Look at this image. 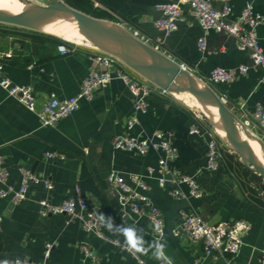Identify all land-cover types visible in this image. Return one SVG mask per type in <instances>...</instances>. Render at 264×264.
<instances>
[{
    "label": "crops",
    "instance_id": "crops-1",
    "mask_svg": "<svg viewBox=\"0 0 264 264\" xmlns=\"http://www.w3.org/2000/svg\"><path fill=\"white\" fill-rule=\"evenodd\" d=\"M28 1L66 4L64 0ZM71 1L78 3L77 0ZM159 2L87 0L94 10L107 14L131 33L136 32L143 42L162 37L152 25L158 17L154 6ZM246 4H251L256 13L264 15L263 0H232L229 20H237ZM212 7L221 10L223 5L213 3ZM181 12L183 20L164 39L165 55L197 77L207 76L216 67L251 66L247 54L238 50L236 40L225 33L208 32L206 49L200 53L196 44L202 30L188 6L182 5ZM30 35L18 29L0 28V60L5 76L16 85L32 89L37 109L50 94L59 99L75 96L91 66L86 52L79 50L62 56L55 44L33 40ZM257 38L264 52V21L257 28ZM261 76L260 70L251 68L235 82L214 86L213 90L224 93L231 108L245 102L250 117L256 103L264 106V86L259 83ZM184 105L175 95L152 90L147 98V112L138 115L139 125L131 132L132 135H150L154 131L171 133L177 151V159L171 168L193 176L203 193L199 200L177 201L159 188L155 180H149L151 191L148 196L163 214L165 235L162 241L166 242V255L172 264H195V260H199V264H256L264 246V207L252 201L223 169L208 171L204 168L206 144L203 138L189 133L193 113ZM134 115L137 114L130 93L119 80L97 90L90 102L80 101L78 109L54 128L42 127L33 113L0 88V157L9 172L8 184L15 189L19 187V170L23 168L52 185L51 190H46L42 184L30 185L26 200L19 204L0 198V258L40 263L44 261L46 244H52L47 264H139L133 255L85 233L75 220L69 221L63 215L40 218L37 205L42 199L59 204L73 197L78 186L96 216L98 213L110 216L116 226L135 224L143 229L145 240L152 242L154 238L148 221L123 214L118 194L106 181L111 170L145 175L148 167H156L158 153L149 152L141 157L112 149V139L124 133L126 121ZM50 151L58 152L65 159H45L44 154ZM180 210L197 213L209 225L234 219L246 220L250 229L239 254L232 258L218 253L205 257L200 242L172 236L171 229L178 221ZM99 227L106 238L124 245L122 236L100 224ZM83 246L89 248V257L83 254ZM136 257L143 264L159 262L151 252L136 254Z\"/></svg>",
    "mask_w": 264,
    "mask_h": 264
},
{
    "label": "built area",
    "instance_id": "built-area-1",
    "mask_svg": "<svg viewBox=\"0 0 264 264\" xmlns=\"http://www.w3.org/2000/svg\"><path fill=\"white\" fill-rule=\"evenodd\" d=\"M231 2L232 0H160L154 6L158 17L153 20L152 25L162 37L154 40H145L144 42L165 54L163 49L164 39L174 32L177 29V24L183 20L181 6L186 5L202 30V36L197 40L196 44L200 53H203L206 49V34L208 32L225 33L236 40L238 50L247 54L251 63V66L241 64L234 69L216 67L211 69L207 76L196 77L213 89L214 86L231 84L239 77L246 75L251 68H256L262 73L259 83L264 86V52L257 38V28L263 23L264 15L256 13L251 4H246L237 20L230 21L229 17L232 13ZM213 3L222 4V9L215 10L212 7ZM132 34L138 38L136 32ZM56 39L59 40L56 49L60 55L65 56L83 50L91 62L88 73L82 80L75 96L59 99L55 94H50L46 97L41 107L37 109L32 89L29 86L12 83L5 76L1 60L0 88L10 98L19 102L29 112L33 113L42 127L54 128L60 121L71 116L78 109L80 101L90 102L97 90L106 88L114 80L121 81L130 93L137 115L126 121L124 133L112 139V149L133 153L141 157L149 152H155L159 154V158L156 167H148L145 175L123 174L116 170H111L106 176V181L118 194L119 205L123 214L130 215L135 220L145 218L149 223L154 240L163 239L165 235L163 214L148 196L151 191L149 180H155L159 188L166 190L167 195L177 201L199 200L202 198L203 193L193 176L171 168V164L177 159V151L173 147L171 133L154 131L150 135L131 134L135 126L139 125L138 115H144L147 112L149 94L152 90L159 89L134 73L113 56L96 51L84 41ZM189 72L191 71L189 70ZM159 92L167 94L160 90ZM214 92L221 103L232 112L240 125V131H245L249 137L260 140L264 144V106L256 103L249 117L245 109V102H241L235 108H231L230 102L224 93H219L215 90ZM256 129L260 133L256 132ZM189 133L197 135L205 141L206 160L204 168L208 171H218L223 165L224 154H232L224 148L226 147L224 141L217 135L216 131L212 132L204 128L194 116L189 126ZM44 158L54 161H63L65 159L64 156L55 151L46 152ZM19 173L20 184L15 189L8 184L9 172L0 157L1 199H8L13 204H19L26 200L30 185L42 184L46 190L52 189L50 182L39 178L29 169L21 168ZM37 205L40 218L52 215L66 216L69 221L75 220L79 222L85 233L93 234L97 238L118 247L121 251L129 253L125 245L111 241L101 233L96 215L90 210L78 186L74 190L73 197L66 198L59 204H51L48 200L42 199L37 202ZM157 222L162 225V231L159 233L154 230ZM249 229L250 225L244 219H234L229 222L209 225L197 213L180 210L178 221L171 229V234L177 238L184 237L194 242H200L203 246V255L205 257L218 253L232 258L239 254L244 245V237L249 232ZM52 247V244H46L44 261L40 263H34L26 259L0 258V264H47L46 260ZM82 251L86 257L90 256V250L86 246L82 247ZM135 258L139 264H143L136 256ZM194 263L199 264V260H195ZM158 264H163V262L159 261ZM256 264H264V246L259 251Z\"/></svg>",
    "mask_w": 264,
    "mask_h": 264
},
{
    "label": "water",
    "instance_id": "water-1",
    "mask_svg": "<svg viewBox=\"0 0 264 264\" xmlns=\"http://www.w3.org/2000/svg\"><path fill=\"white\" fill-rule=\"evenodd\" d=\"M15 1L16 6L0 7L1 25L53 38L67 35L78 37L96 51L113 56L160 91L189 94L205 102L223 123L225 146L245 168L260 177L261 188L264 189V163L252 149L244 145L240 135L249 136L245 131H240V125L232 112L221 103L214 90L182 64L155 50L116 22L93 18L62 2L37 4L28 0ZM179 80H187L188 86H175L174 83ZM253 140L264 148L260 140Z\"/></svg>",
    "mask_w": 264,
    "mask_h": 264
},
{
    "label": "trees",
    "instance_id": "trees-1",
    "mask_svg": "<svg viewBox=\"0 0 264 264\" xmlns=\"http://www.w3.org/2000/svg\"><path fill=\"white\" fill-rule=\"evenodd\" d=\"M65 3L79 11L82 12L88 16H91L93 18L96 19H104V20H108V21H112L111 17H109L107 14H104L103 12H99L97 10H94L88 3L87 0H77L78 3L74 4L73 1L71 0H64ZM50 3H55L54 1L50 2ZM81 3V4H80ZM83 4V5H82ZM0 28H12V29H18V30H22L25 32L30 33V38L33 40H39L42 42H50L53 43L57 46V44L59 43V40L50 36H46L43 34H39L36 32H31V31H27L24 29H20V28H16V27H11V26H6V25H1L0 24ZM27 36V35H25ZM200 121V120H199ZM203 122H200V124L206 128L209 131L214 132V127L213 125L207 120V118L202 119ZM226 150H228L226 147H224ZM236 159V160H235ZM225 166V167H224ZM223 169H225V172L232 177L236 183L239 185V187L245 192L247 193V195L249 196V198L254 201L255 203H257L260 206L264 207V200L259 197L260 193L264 194V189L261 188V179L258 175H256L255 173L251 172L250 170H248L247 168H245L243 166V164L240 162V160L238 159V157L234 154H230V153H225L223 156V165H222ZM221 167V169H222ZM250 176V177H249ZM257 177L259 179V181H254L252 180V178Z\"/></svg>",
    "mask_w": 264,
    "mask_h": 264
},
{
    "label": "clouds",
    "instance_id": "clouds-1",
    "mask_svg": "<svg viewBox=\"0 0 264 264\" xmlns=\"http://www.w3.org/2000/svg\"><path fill=\"white\" fill-rule=\"evenodd\" d=\"M97 221L108 231L113 232L115 235H120L124 238V245L127 251L133 255H148L151 252L152 257L157 261L163 262V264H172L171 259L166 255L165 248L166 242L162 239L153 240L152 242H147L143 235V229L138 228L135 224L125 225L124 223L116 226L114 224L113 218L106 216L103 213H98L96 216ZM156 232L162 231L161 223L157 222L154 226Z\"/></svg>",
    "mask_w": 264,
    "mask_h": 264
},
{
    "label": "bare ground",
    "instance_id": "bare-ground-1",
    "mask_svg": "<svg viewBox=\"0 0 264 264\" xmlns=\"http://www.w3.org/2000/svg\"><path fill=\"white\" fill-rule=\"evenodd\" d=\"M16 5H17V3H15V4H7L6 2L0 0V7L16 6ZM64 37L68 38L67 41H75V39H77L76 41L79 42V41L82 40V39H80L78 37H72V36H69V35L64 36ZM187 84H188L187 80H179V81L174 83L175 86H188ZM175 96H176V94H175ZM177 96L176 97L178 99L183 100L182 101L183 104H185V105L189 104L192 107H195L196 109L204 111V113H205L206 117L208 118V120L211 123H213L214 128H215L214 130L216 131L217 135L221 139H225V131H224V126H223V123H222L221 119L215 113H213V111H211L208 108V106L205 104V102H203L198 97H195L194 102H191L189 100V95L188 94H178ZM240 136H241V139H242L244 145L249 147L250 149H252L257 154V156L261 159V161H263V163H264V148L262 146H260L257 142H254L253 140H251L249 137H247V136H245L243 134L240 135Z\"/></svg>",
    "mask_w": 264,
    "mask_h": 264
},
{
    "label": "rangeland",
    "instance_id": "rangeland-1",
    "mask_svg": "<svg viewBox=\"0 0 264 264\" xmlns=\"http://www.w3.org/2000/svg\"><path fill=\"white\" fill-rule=\"evenodd\" d=\"M2 1H4V2H6L7 4H15V3H17L15 0H2ZM9 1V2H8ZM58 38H61V39H64V40H68V38H66V37H64V36H60V37H58ZM75 40H77V39H75ZM80 40V39H79ZM82 41V40H81ZM171 96H173L174 97V95H172V94H170ZM178 94H176V96H177ZM189 95V94H188ZM178 97V96H177ZM176 97V98H177ZM179 101H180V103L181 104H183L182 103V101L183 100H180V99H178ZM189 100L191 101V102H194V100H195V97L194 96H191V95H189ZM184 105V104H183ZM185 107H187L194 115V117L195 118H197V121L200 123V122H203L202 121V119H204V118H207L206 117V115H205V113H204V111H201V110H199V109H196L195 107H192L191 105H189V104H186V105H184ZM200 120V121H199ZM207 120H208V118H207ZM209 121V120H208ZM256 132H258V133H260V131L258 130V129H256ZM251 140H253L252 138H250ZM254 142H257L256 140H253ZM260 146H261V144L259 143V142H257ZM236 160V159H235ZM225 167V166H224ZM222 169H223V167H222ZM226 169V168H225ZM225 169H223L224 171H225ZM250 177V176H249ZM255 177V176H254ZM252 180H254V181H259V179L257 178V177H255V178H252ZM259 197H261L263 200H264V194L263 193H260L259 194Z\"/></svg>",
    "mask_w": 264,
    "mask_h": 264
}]
</instances>
